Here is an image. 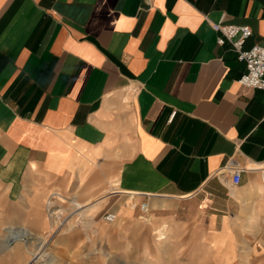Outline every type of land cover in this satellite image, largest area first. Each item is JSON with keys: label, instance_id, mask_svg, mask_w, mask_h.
Returning <instances> with one entry per match:
<instances>
[{"label": "crops", "instance_id": "0c3cea01", "mask_svg": "<svg viewBox=\"0 0 264 264\" xmlns=\"http://www.w3.org/2000/svg\"><path fill=\"white\" fill-rule=\"evenodd\" d=\"M220 17L264 37V0H0V264H264V88Z\"/></svg>", "mask_w": 264, "mask_h": 264}, {"label": "built area", "instance_id": "2783aa9c", "mask_svg": "<svg viewBox=\"0 0 264 264\" xmlns=\"http://www.w3.org/2000/svg\"><path fill=\"white\" fill-rule=\"evenodd\" d=\"M212 28L217 32L216 41L219 44L228 41L231 47L236 51L238 59L244 61L245 71L239 76L238 81L242 84L264 88V37L261 41L253 43L249 47L244 46L246 38L251 34V28L246 23H232L224 22L223 17L212 21ZM173 113H171L172 115ZM230 170V180L233 184L240 181L242 167L230 159L227 163ZM57 192H51L48 199L46 200V210L50 215L52 221V231H56L62 224L64 217L61 218L60 213L56 214L58 208L53 203V196ZM136 205V204H135ZM142 212L147 211V201L142 200L138 204ZM103 218L108 221H112L116 218L114 211H105ZM13 237L27 238L26 232H10ZM37 243V242H36ZM43 245V241H41Z\"/></svg>", "mask_w": 264, "mask_h": 264}, {"label": "rangeland", "instance_id": "374dc122", "mask_svg": "<svg viewBox=\"0 0 264 264\" xmlns=\"http://www.w3.org/2000/svg\"><path fill=\"white\" fill-rule=\"evenodd\" d=\"M52 192H57L56 195L53 196V198H51L52 201H53V203H55L57 205V208H58L56 214H59L60 213V215H61V213L63 214V212H65V211L59 209L60 208V205H63L64 206L65 204H69V203L71 204L73 202L72 201L73 199H75L77 201H80L79 198L77 197L76 193H64L61 190L59 191V190H56V189L52 190ZM48 197H49V195H48ZM48 197H47V199H48ZM128 201H129V197L125 201V204L127 206H128V203H129ZM139 202H140L139 199H136V205L134 207H139L138 206ZM119 206L121 208H123V202L121 200H119ZM139 215L142 218H144L145 221H147V222H150L152 220V214L150 213V210L149 209H147V211L143 213L142 210H140V208H139ZM117 217H119V215ZM159 229H160V227L158 228L156 226L155 227H152V229H151V230H153V236L154 235L157 236L158 239H160L161 237H163V236H159V232H158ZM165 232H166V227L164 229V234H165ZM131 264H140L139 258H132Z\"/></svg>", "mask_w": 264, "mask_h": 264}, {"label": "bare ground", "instance_id": "6f19581e", "mask_svg": "<svg viewBox=\"0 0 264 264\" xmlns=\"http://www.w3.org/2000/svg\"><path fill=\"white\" fill-rule=\"evenodd\" d=\"M79 205V204H78Z\"/></svg>", "mask_w": 264, "mask_h": 264}]
</instances>
